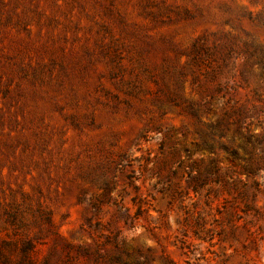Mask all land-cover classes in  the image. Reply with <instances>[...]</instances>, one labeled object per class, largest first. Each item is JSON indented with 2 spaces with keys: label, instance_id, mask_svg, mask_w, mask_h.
I'll return each instance as SVG.
<instances>
[{
  "label": "rangeland",
  "instance_id": "obj_1",
  "mask_svg": "<svg viewBox=\"0 0 264 264\" xmlns=\"http://www.w3.org/2000/svg\"><path fill=\"white\" fill-rule=\"evenodd\" d=\"M258 59L264 0H0V264H264Z\"/></svg>",
  "mask_w": 264,
  "mask_h": 264
},
{
  "label": "trees",
  "instance_id": "obj_2",
  "mask_svg": "<svg viewBox=\"0 0 264 264\" xmlns=\"http://www.w3.org/2000/svg\"><path fill=\"white\" fill-rule=\"evenodd\" d=\"M256 63L259 64V65L264 69V61H263V59H258V60L256 61ZM262 73L264 74V71H263ZM241 114L244 115V114H246V112H242ZM240 116H241V115H240ZM216 128H221V124L219 123V124L216 126ZM220 134H221V135L223 134V130H222V129H220ZM204 144H206V142H204ZM223 147H224L223 150H224L225 152L229 153L232 157H238V151H237L236 148H234V149H229V147H227L226 145H224ZM193 188H196L195 185H194Z\"/></svg>",
  "mask_w": 264,
  "mask_h": 264
}]
</instances>
